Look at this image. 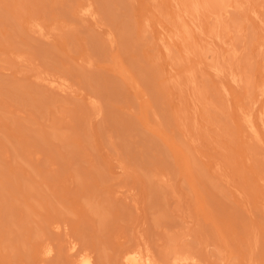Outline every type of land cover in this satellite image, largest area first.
I'll return each mask as SVG.
<instances>
[{
  "label": "rangeland",
  "instance_id": "374dc122",
  "mask_svg": "<svg viewBox=\"0 0 264 264\" xmlns=\"http://www.w3.org/2000/svg\"><path fill=\"white\" fill-rule=\"evenodd\" d=\"M263 105L264 0H0V264H264Z\"/></svg>",
  "mask_w": 264,
  "mask_h": 264
},
{
  "label": "bare ground",
  "instance_id": "6f19581e",
  "mask_svg": "<svg viewBox=\"0 0 264 264\" xmlns=\"http://www.w3.org/2000/svg\"><path fill=\"white\" fill-rule=\"evenodd\" d=\"M231 0H229V2H230ZM221 2V1H220ZM224 2H226V1H224ZM223 2V3H224ZM228 2V1H227ZM222 3V4H223ZM233 3H234V1H232L231 3H227V6H230V7H233L234 5H233ZM234 20V19H233ZM179 22V21H178ZM234 22V21H233ZM215 24V23H214ZM234 26H236V24L234 25ZM232 28V27H231ZM230 28V29H231ZM235 28V27H234ZM229 29V30H230ZM231 31V30H230ZM236 32V31H235ZM166 33V32H165ZM233 34H235L234 33V30H233ZM190 35V34H189ZM168 36V35H167ZM235 36H236V34H235ZM234 36V37H235ZM164 38V37H163ZM173 38V37H172ZM237 38V37H236ZM162 39V38H161ZM170 39V38H169ZM162 40H164V39H162ZM161 40V41H162ZM164 42H166V41H164ZM203 46V45H202ZM167 47V46H166ZM165 47V48H166ZM208 47V46H207ZM203 48V47H202ZM208 49V48H207ZM212 49V48H211ZM211 49H209L210 51H211ZM166 50L168 51L169 49L168 48H166ZM213 51V50H212ZM202 53V52H201ZM230 53V52H229ZM211 55V54H210ZM213 55H214V53H213ZM235 55V54H234ZM233 56V55H232ZM203 57V56H202ZM238 57V56H237ZM231 58V57H230ZM235 60V59H234ZM210 61H211V59H210ZM209 61V62H210ZM216 61V60H215ZM232 61V60H231ZM186 62H187V60H186ZM208 63V62H207ZM222 65V64H221ZM229 66V65H228ZM217 68V67H216ZM218 69V68H217ZM198 71V70H197ZM219 71V70H218ZM228 71V70H227ZM240 72V71H239ZM195 73V72H194ZM194 75V74H193ZM230 75H232V74H230ZM221 76V75H220ZM240 77V76H239ZM197 78V77H196ZM199 79V78H198ZM234 79V78H233ZM235 80V79H234ZM239 80V79H238ZM236 81V80H235ZM186 83V82H185ZM235 83H237V82H235ZM247 86V85H246ZM194 88V87H193ZM195 90V89H194ZM264 106V105H263ZM256 107H254L253 109H255ZM257 121H259V123H261V125L262 126H264V108L262 109V110H260L259 112H258V116H257ZM244 124H245V126H247V129L249 128L250 130H251V128L253 129L255 126H256V124H255V121H254V118H253V116H251V114H249V115H246L245 117H244ZM255 131V130H254ZM255 134V133H254ZM69 244V243H68ZM72 244V243H71ZM69 247V246H68ZM74 248H76V247H74V245L72 244L71 245V247H69V250H73ZM186 249V248H185ZM188 250V249H187ZM50 251L51 250H49L48 251V254H50ZM189 251H190V249H189ZM67 252H68V250H67ZM76 252V251H75ZM187 253V252H186ZM196 253V252H195ZM149 254V253H148ZM197 254V253H196ZM76 255V260H74L75 261V264H93V261L91 260V256H89V254H86V253H78V251H77V253L75 254ZM74 255V256H75ZM150 255V254H149ZM149 255H147V254H144L142 251H140V250H137V249H134V250H127L123 255H122V262H123V264H157L156 263V261L154 260V259H152ZM176 256H178V255H176ZM188 260H193L191 257L189 258V257H174V259H173V263L174 264H177V263H179V262H186V261H188ZM199 261V260H198ZM172 262V261H171ZM193 262V261H192ZM74 263V262H73ZM196 263V262H195Z\"/></svg>",
  "mask_w": 264,
  "mask_h": 264
}]
</instances>
